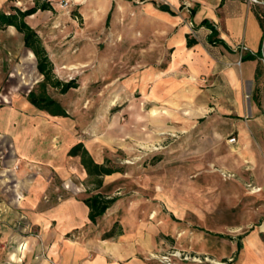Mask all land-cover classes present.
Listing matches in <instances>:
<instances>
[{"label": "rangeland", "instance_id": "374dc122", "mask_svg": "<svg viewBox=\"0 0 264 264\" xmlns=\"http://www.w3.org/2000/svg\"><path fill=\"white\" fill-rule=\"evenodd\" d=\"M36 1L52 7L25 18L53 66L51 80L35 57L24 63L28 49L0 21V107L30 105L29 93L44 91L67 116L27 105L25 126L44 153L15 177L4 173L0 205L30 202L33 185L40 202L0 210V264H63L67 242L85 244L92 256L119 242L145 264H193L194 256L230 264L251 234L264 243V41L253 83L233 88L225 74L232 65L220 62L205 29L160 13L152 1L161 2L0 0V15ZM251 5L264 27V4ZM182 33L184 44L198 42L190 61L175 57ZM200 49L215 62L200 63ZM54 81L75 88L61 93ZM76 144L117 170L100 188L80 157L69 156ZM97 193L114 203L92 224L83 200Z\"/></svg>", "mask_w": 264, "mask_h": 264}, {"label": "crops", "instance_id": "0c3cea01", "mask_svg": "<svg viewBox=\"0 0 264 264\" xmlns=\"http://www.w3.org/2000/svg\"><path fill=\"white\" fill-rule=\"evenodd\" d=\"M155 1L167 5L175 14H179V17L183 19L190 18L189 22L196 26H199L203 20H207L217 33L216 39L222 42V44L208 42V45L217 51L220 62L225 65H232L229 71L225 72V74L227 73L230 86L238 88L243 82L253 83L260 58L242 62L241 57L243 55H256L258 53L262 47L264 31L260 25L257 13L253 10L251 4L239 0ZM191 11L193 12L192 16ZM160 13L170 17L174 16L162 11ZM7 27L9 30L16 32L22 46H24L22 34L17 32L12 26ZM201 28L205 29L208 40L210 30L205 27ZM176 43V58L180 57V60L183 62L193 59L189 56L192 49L186 47V41L184 44L183 33L182 36H179ZM199 51L200 63L215 62L206 51V54L201 49ZM201 56L204 58L203 61L200 59ZM237 61H239L238 70L234 66V63ZM27 103L29 102L27 101ZM27 105L24 103L20 107L14 105L0 107V193L5 192L3 187L7 184L6 178V180L1 179L2 176H5L4 173L9 171L10 175L15 177L20 168L29 166L31 164L30 161H37L36 157H38V154L44 153L43 147L35 145L36 141H34V138H36V135H34L33 128L25 126L24 112L29 110ZM28 123L30 125L31 121ZM70 148L71 145L69 146ZM54 167L55 165H53ZM36 186L39 188V185ZM19 190H21V186L16 184L10 188L9 192L13 195V193L19 192ZM29 193L32 200L30 202L25 201L23 205H19L20 208L24 206V208L32 209L39 206L41 195L39 189L37 190L35 185H33ZM6 203L5 205H2V203L0 205V210L6 211V215L9 213L7 210L19 209V206L13 202L10 204ZM85 209H87L86 206ZM45 220L50 221L49 218ZM259 231L264 235V232L260 228ZM251 235H253V245L246 246V240L249 236L245 239L243 246L237 243L236 247L233 248L232 256L228 258L230 264H264V243L260 240L258 233ZM70 244V242L64 243L61 250L60 260L63 264H145L134 258L135 252L133 249L119 242L108 252H99L94 256H92L85 244ZM51 250H54V247ZM196 258L201 257L194 256L191 263L199 264ZM207 262H209L207 264H216L215 260L209 259ZM218 264L223 263L219 262Z\"/></svg>", "mask_w": 264, "mask_h": 264}, {"label": "trees", "instance_id": "16d2710c", "mask_svg": "<svg viewBox=\"0 0 264 264\" xmlns=\"http://www.w3.org/2000/svg\"><path fill=\"white\" fill-rule=\"evenodd\" d=\"M144 1V0H143ZM152 3L156 6V8L162 12L169 13L170 15H174L175 13L165 4H159L152 1ZM52 10V7L49 3H40L38 1L35 2L34 6L28 8L24 11L20 9H15V13L5 15H0V21L5 26H12L16 29L17 32L22 34L24 47L30 50L36 60V68L37 71L43 76L44 82H49L51 80V74L53 72V66L48 58L47 52L43 47L39 36L36 32L26 23L25 18L35 14L37 11H45ZM191 16L193 12L191 11ZM260 25L264 31L263 23L261 22V17L257 14ZM201 27H205L210 30V36L208 39L209 43H219L222 42L216 39L217 33L214 27L207 20H203L200 25ZM195 44H197L196 40L193 38H186V47L191 48ZM262 56L261 49L258 51L256 55H243L241 57V61L254 60L256 58H260ZM256 70V76H257ZM256 78V77H255ZM51 86L54 88H60L61 93H66L68 90L75 88V83L69 81L67 83H60L59 81H54L51 83ZM28 102L34 106L38 110L46 111L52 116L56 117H65L67 116L65 110L53 99H51L46 93L43 91L39 96H35L33 92H30L27 97ZM69 156H79L80 164L83 167L84 171L91 178L95 179L96 188H100L102 186V179L104 176H108L116 172L117 170H113L109 168L105 163L98 164L95 163L93 158L89 155L88 151L81 145H74L70 151L68 152ZM114 203L113 198H108L102 194L92 195L85 200H83V204L87 208V218L90 223L95 224L97 219L102 217L107 209Z\"/></svg>", "mask_w": 264, "mask_h": 264}, {"label": "bare ground", "instance_id": "6f19581e", "mask_svg": "<svg viewBox=\"0 0 264 264\" xmlns=\"http://www.w3.org/2000/svg\"><path fill=\"white\" fill-rule=\"evenodd\" d=\"M24 63L28 66V67H31L33 66V63H34V55L31 51L27 50L26 51V54H25V57H24ZM36 72L34 71V77L36 79L37 75L35 74ZM190 80H194V78H191ZM28 82V81H27ZM26 84H29L26 83ZM117 99V98H116ZM114 101V100H113ZM112 101L108 102L106 105H105V109L104 111H102V115L106 112V109L108 108V106L112 105ZM157 113H159V110L158 108H152L151 109V115L154 116L156 115ZM163 113H167V111H163ZM189 112L186 111V114H188ZM92 131L94 132V126L92 127ZM260 230L264 232V222L262 223V225L260 226ZM253 245V235L249 236L246 240V246H252ZM216 264H218V262H216Z\"/></svg>", "mask_w": 264, "mask_h": 264}, {"label": "built area", "instance_id": "2783aa9c", "mask_svg": "<svg viewBox=\"0 0 264 264\" xmlns=\"http://www.w3.org/2000/svg\"><path fill=\"white\" fill-rule=\"evenodd\" d=\"M239 1H244V2H246L248 4H264V2L260 1V0H239ZM263 41H264V39H263ZM230 141L231 142L234 141V138H232Z\"/></svg>", "mask_w": 264, "mask_h": 264}]
</instances>
